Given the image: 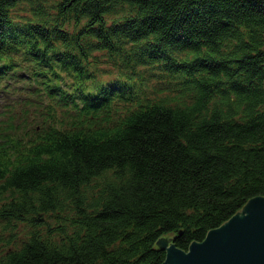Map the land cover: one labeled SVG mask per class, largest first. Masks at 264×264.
Listing matches in <instances>:
<instances>
[{
    "label": "trees",
    "instance_id": "1",
    "mask_svg": "<svg viewBox=\"0 0 264 264\" xmlns=\"http://www.w3.org/2000/svg\"><path fill=\"white\" fill-rule=\"evenodd\" d=\"M0 95V264H163L264 196V0H0Z\"/></svg>",
    "mask_w": 264,
    "mask_h": 264
},
{
    "label": "water",
    "instance_id": "2",
    "mask_svg": "<svg viewBox=\"0 0 264 264\" xmlns=\"http://www.w3.org/2000/svg\"><path fill=\"white\" fill-rule=\"evenodd\" d=\"M172 240H159L167 252L163 264H264V196L250 198L202 241H192L187 250Z\"/></svg>",
    "mask_w": 264,
    "mask_h": 264
},
{
    "label": "rangeland",
    "instance_id": "3",
    "mask_svg": "<svg viewBox=\"0 0 264 264\" xmlns=\"http://www.w3.org/2000/svg\"><path fill=\"white\" fill-rule=\"evenodd\" d=\"M23 9L20 11V14L25 15L28 12V8H29V4L28 3H24L23 4ZM7 98V97H6ZM2 100V96L0 95V102ZM4 221L2 219H0V237H2L3 239H12V233H14L13 239H15V241H13V243L11 244L12 246H17L18 242H20L21 239L25 238L26 236V226L23 225L22 223H19L17 225V227L15 229H4ZM13 231V232H12ZM171 235H166L165 238H170ZM5 249V245H0V251Z\"/></svg>",
    "mask_w": 264,
    "mask_h": 264
}]
</instances>
